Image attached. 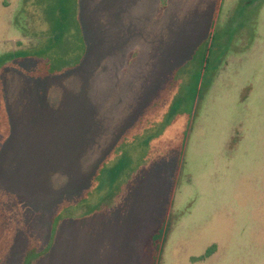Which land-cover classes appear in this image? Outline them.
I'll return each instance as SVG.
<instances>
[{"label": "rangeland", "instance_id": "374dc122", "mask_svg": "<svg viewBox=\"0 0 264 264\" xmlns=\"http://www.w3.org/2000/svg\"><path fill=\"white\" fill-rule=\"evenodd\" d=\"M32 1L0 0V55L37 45ZM159 1L78 0L77 67H0V192L23 226L3 264H21L24 227L47 243L57 205L153 101L150 164L102 210L63 221L34 264H264V0Z\"/></svg>", "mask_w": 264, "mask_h": 264}, {"label": "trees", "instance_id": "16d2710c", "mask_svg": "<svg viewBox=\"0 0 264 264\" xmlns=\"http://www.w3.org/2000/svg\"><path fill=\"white\" fill-rule=\"evenodd\" d=\"M44 1H32L39 11L43 24H46L44 31L33 32L38 38L37 45L1 54L0 67L26 59L42 60V64L32 72V76L44 77L73 69L81 63L85 55V45L78 14V0H52L49 6L45 5ZM166 5L167 0L159 1V13ZM2 103L0 117L4 124L1 125L3 138L1 136L0 149L6 139L4 133H8L9 129L4 102ZM152 103L106 153L81 193L57 205L51 216L48 241L42 248H39L25 227L21 229L29 239L21 264H34L39 258L47 255L53 246L57 228L63 221L82 219L102 210L126 189L137 171L150 164L149 161L156 149L154 150L149 142L154 136L156 119L159 118V104L155 101ZM7 198L17 201L14 195L0 192V264H3L12 240L19 231L17 226L23 227L21 222H17V217L15 221L5 211L4 203ZM162 231L161 229L159 234ZM211 250L212 248H209L204 256L209 255Z\"/></svg>", "mask_w": 264, "mask_h": 264}]
</instances>
